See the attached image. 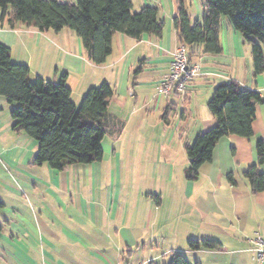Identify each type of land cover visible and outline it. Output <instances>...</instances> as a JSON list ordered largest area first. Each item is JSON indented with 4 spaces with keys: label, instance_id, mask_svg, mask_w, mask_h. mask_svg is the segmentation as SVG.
<instances>
[{
    "label": "crops",
    "instance_id": "crops-1",
    "mask_svg": "<svg viewBox=\"0 0 264 264\" xmlns=\"http://www.w3.org/2000/svg\"><path fill=\"white\" fill-rule=\"evenodd\" d=\"M131 2L135 12L144 6L160 9L162 34L133 39L115 33L102 65L89 62L70 29L9 28L0 19V42L13 63L29 68L32 79L57 84L66 73L77 107L90 88L106 82L112 91L107 111L123 121L118 137L106 136L105 145L103 140L100 161L56 170L33 163L36 141L12 129L15 106L0 98V264H168L176 253L190 264H264L250 243L256 234L264 237V191L253 194L243 176L256 162V143L264 141V72L254 74L251 44L222 17L221 54L194 47L188 65L199 69L185 94L158 95L178 46L175 0ZM184 2L191 23L200 22L202 0ZM136 69L140 72L133 75ZM230 80L262 100L253 135L221 138L223 147L215 146L198 179L188 181L184 147L215 126L207 103L216 85ZM169 104L165 122L161 116ZM143 135H160L168 147L124 145L125 138L134 143ZM142 148L152 154L144 158ZM260 171L264 174V165ZM138 176L144 177L142 185ZM191 240L214 241L220 248L193 251L187 247Z\"/></svg>",
    "mask_w": 264,
    "mask_h": 264
},
{
    "label": "trees",
    "instance_id": "trees-1",
    "mask_svg": "<svg viewBox=\"0 0 264 264\" xmlns=\"http://www.w3.org/2000/svg\"><path fill=\"white\" fill-rule=\"evenodd\" d=\"M204 13L200 22L191 23L184 0H175L176 14L172 24L178 45L190 50L200 46L205 54L222 52L219 39L222 17H227L234 30L251 44L254 74L264 72V0H202ZM159 8L144 6L133 10L131 0H77L76 3L57 0H0V19L9 28L24 25L40 32L70 29L80 39L86 57L94 65H102L112 52V37L121 33L133 39L143 35L159 38L163 22ZM136 69L133 75H137ZM66 73L57 84L40 77L32 79L29 68L10 60L9 48L0 42V98L14 104L10 112L12 129L25 133L36 141L35 165L47 164L62 170L75 164H91L102 159V142L106 136L118 137L123 121L109 114L106 97L112 91L106 82L90 88L77 107L71 90L65 83ZM185 101L186 98H185ZM258 93L245 89L233 80L221 82L213 90L207 107L215 126L184 147L189 168L184 177L196 181L200 167L212 160L216 144L223 137L249 139L251 124L258 103ZM172 105L163 111L168 120ZM256 162L243 176L251 192L264 191V141L256 143ZM228 179L232 181L231 176ZM3 204L0 202V209ZM2 225L0 224V230ZM190 250H217L220 244L208 240H191ZM168 264H190L180 253Z\"/></svg>",
    "mask_w": 264,
    "mask_h": 264
},
{
    "label": "built area",
    "instance_id": "built-area-1",
    "mask_svg": "<svg viewBox=\"0 0 264 264\" xmlns=\"http://www.w3.org/2000/svg\"><path fill=\"white\" fill-rule=\"evenodd\" d=\"M199 66L188 65L186 48L183 45H178L172 54L169 62L167 75L159 82L157 94L168 96L173 91L178 94H185L186 84L198 71ZM251 251L254 253L257 261H264V237L258 234L250 240Z\"/></svg>",
    "mask_w": 264,
    "mask_h": 264
},
{
    "label": "rangeland",
    "instance_id": "rangeland-1",
    "mask_svg": "<svg viewBox=\"0 0 264 264\" xmlns=\"http://www.w3.org/2000/svg\"><path fill=\"white\" fill-rule=\"evenodd\" d=\"M77 2V0H73V3H76ZM108 137H106L105 139H104V143H103V145H105V142L106 141H108ZM124 139V138H123ZM127 143H128V147H168V146H166V145H164L163 144V142H162V140H161V137H160V135H158L157 136V138L156 139H153V138H150V137H148V136H146V135H143L142 137H140V136H138V137H136V140H135V142L133 143L132 142V140H131V138L129 137V139H127V138H125L124 139V145H127ZM216 147H223L222 146V144H221V142L220 143H218L217 145H216ZM118 148V147H117ZM104 149H106L107 150V147H104ZM109 149V148H108ZM143 149V151L140 153L142 156H144V158L149 154H152L151 152H148L145 148H142ZM155 149V148H154ZM137 153H139V152H137ZM145 160V159H144ZM145 161H144V163L142 164V165H144L145 166ZM142 165H140V166H142ZM141 175H143V176H145V174L144 173H141ZM143 176H138L139 178V183L142 185L143 183H141L140 182V178L142 179V181H144V177Z\"/></svg>",
    "mask_w": 264,
    "mask_h": 264
}]
</instances>
